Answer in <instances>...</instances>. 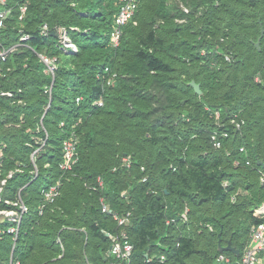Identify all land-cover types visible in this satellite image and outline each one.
Segmentation results:
<instances>
[{
  "label": "trees",
  "instance_id": "trees-1",
  "mask_svg": "<svg viewBox=\"0 0 264 264\" xmlns=\"http://www.w3.org/2000/svg\"><path fill=\"white\" fill-rule=\"evenodd\" d=\"M19 1L9 0L6 42L17 41L22 29L31 34L32 47L60 58L53 77L35 51L22 46L0 75V91L14 93L0 94V180L20 168L2 195L14 198L22 189L31 207L16 245L19 264L111 261L106 232L120 227L102 212V198L113 212L131 211L126 229L134 264H216L219 238L223 245L231 240L239 253L223 252L240 259L252 227L264 221L258 213L264 168L257 164V158L264 161V0H140L117 48L109 38L119 0H30L22 20ZM136 18L148 26L137 42ZM157 18L163 22L155 27ZM43 23L47 35L40 31ZM60 27L76 51L57 46ZM105 65L118 72L110 86L97 78ZM191 80L201 84L202 94ZM51 84L52 92L45 91ZM101 97L103 104L95 103ZM216 111L222 122L235 114L245 120L240 130L227 124L230 136L220 147L210 138L219 128ZM72 133L79 159L62 170V141ZM40 138L46 144L31 180V154ZM124 156L131 157L130 167L122 164ZM235 158L241 163L235 165ZM98 176L104 186L93 189ZM58 178L61 194L38 213L43 185L37 184ZM7 245L11 238L0 237V246Z\"/></svg>",
  "mask_w": 264,
  "mask_h": 264
},
{
  "label": "built area",
  "instance_id": "built-area-1",
  "mask_svg": "<svg viewBox=\"0 0 264 264\" xmlns=\"http://www.w3.org/2000/svg\"><path fill=\"white\" fill-rule=\"evenodd\" d=\"M30 0H21L17 2L18 18L24 19ZM140 0H119V8L114 16L112 30L110 33L109 44L117 48L121 43V39L124 32V26L128 24L134 17ZM75 4V3H73ZM13 10V5L9 3V0H0V75L4 76L7 71L10 70V65L8 64L10 56L22 46H27L33 49L36 55L39 57L41 62L44 64V72L50 74L53 77L59 67L60 58L57 54H50L47 49L38 50L28 43L31 34L24 32L22 29L19 31L20 35L17 41L14 43H7L5 40V33L7 28V18L11 15ZM49 25L43 23L40 26V31L43 35H47L49 32ZM57 46L61 48L64 52L76 51L78 46L72 40L71 36L66 27L59 28V41ZM227 59H230L227 56ZM118 77V72L110 65H105L101 71L97 73V78L102 81L106 86L113 85ZM52 86L48 85L45 87V91L52 92ZM0 94L3 96H13L12 90H1ZM95 103L102 105L103 98L95 100ZM1 111V106H0ZM215 120L219 128L213 129L210 133V138L214 146L220 147L222 140L230 136V130L227 127L228 123L233 125V128L240 130L245 123V120L238 117V114L232 115L226 122L221 121L220 112H215ZM8 123L7 125H11ZM61 124H64L62 121ZM44 127V125H43ZM45 129V127H44ZM46 131V129H45ZM40 146L31 154V159L34 164V169L31 171V180L37 178L39 174V168L37 166V155L41 148L46 144V138H40ZM239 150L241 152H247L245 146H240ZM3 145L0 144V171L3 164ZM79 159L78 152V137L75 134H71L65 137L62 141V160L59 162V167L62 170H70L73 168L75 163ZM123 165L130 167L132 164V159L130 156H124L122 158ZM247 164H250V160H246ZM241 163L239 158L234 159V164L238 165ZM144 170V166H142ZM20 170L17 168L15 170H10L8 174L1 178L0 180V237L4 238L9 236L12 240L13 249L16 248L18 239L21 235L22 229L26 218L31 212V207L28 202L24 199L20 189L16 192L15 197L3 196L2 193L5 190V185L7 179L12 177L13 174ZM147 176L143 177L146 180ZM261 181L264 182V171L261 170ZM227 184V181L224 182ZM62 180L61 178L56 179L49 185H44L40 188V200L38 202V213H43L47 206L53 203L58 196L61 194ZM96 186L103 187L104 180L101 176L97 178V185H93V189ZM102 212L111 213L113 218L117 221L120 227L119 231L116 233L106 232L111 238V245L108 250V254L113 258L107 264H134L133 254H134V243L131 241L129 233L126 227L130 223L131 211L126 213L113 212L109 203L102 198ZM258 213L264 215V204L259 207ZM184 219V218H183ZM175 219H169L167 222L174 221ZM159 243V242H158ZM160 244V243H159ZM166 258L165 253L159 254V260L164 261ZM150 260V258H148ZM216 264H264V221L254 225L252 227V232L250 236V241L245 246L243 253L238 260H234L231 255L221 251L215 259ZM19 255H15V252L11 254V262L9 264H19Z\"/></svg>",
  "mask_w": 264,
  "mask_h": 264
},
{
  "label": "rangeland",
  "instance_id": "rangeland-1",
  "mask_svg": "<svg viewBox=\"0 0 264 264\" xmlns=\"http://www.w3.org/2000/svg\"><path fill=\"white\" fill-rule=\"evenodd\" d=\"M181 7H183L186 11L190 10L191 7L189 5H187L186 3H181ZM177 21L179 22H182L184 19H176ZM160 22H163V19H160V18H157V21L153 24L155 27H157L158 24H160ZM150 25L152 26V23L150 22ZM133 26H134V39H136V42L137 40H142V38H144L145 36L148 35V26L146 23H143V20H141L140 18H136L134 19L133 21ZM10 171V170H9ZM45 184V180H41L40 183L37 184L38 187H41L42 185L44 186ZM17 249H13V245H7V246H4L1 247L0 246V264H5L4 262V259L3 257H7V259L9 260V262H11V254L13 252H15ZM15 255H17V253L15 252ZM9 264V263H8Z\"/></svg>",
  "mask_w": 264,
  "mask_h": 264
},
{
  "label": "water",
  "instance_id": "water-1",
  "mask_svg": "<svg viewBox=\"0 0 264 264\" xmlns=\"http://www.w3.org/2000/svg\"><path fill=\"white\" fill-rule=\"evenodd\" d=\"M263 33L264 32L262 31V34ZM256 46L258 48H260V39L258 41H256ZM189 84L191 86H193V88H194L196 93L202 94V88H201V84L199 82H197L195 80H191L189 82ZM257 164L264 168V161L263 160L257 158ZM218 245H219V250L220 251L230 250V251L234 252L235 254L239 253V249L236 248L234 245H232L231 240H229L227 244L223 245L221 238H219Z\"/></svg>",
  "mask_w": 264,
  "mask_h": 264
},
{
  "label": "crops",
  "instance_id": "crops-1",
  "mask_svg": "<svg viewBox=\"0 0 264 264\" xmlns=\"http://www.w3.org/2000/svg\"><path fill=\"white\" fill-rule=\"evenodd\" d=\"M61 256V255H60Z\"/></svg>",
  "mask_w": 264,
  "mask_h": 264
}]
</instances>
